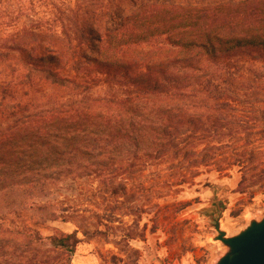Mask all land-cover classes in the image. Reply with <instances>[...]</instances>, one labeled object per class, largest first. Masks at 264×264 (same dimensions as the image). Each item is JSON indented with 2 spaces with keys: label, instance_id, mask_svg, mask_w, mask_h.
<instances>
[{
  "label": "trees",
  "instance_id": "1",
  "mask_svg": "<svg viewBox=\"0 0 264 264\" xmlns=\"http://www.w3.org/2000/svg\"><path fill=\"white\" fill-rule=\"evenodd\" d=\"M49 5L47 23L34 0H0V264H72L94 240L137 254L163 189L259 153L264 0ZM56 221L75 229L44 236Z\"/></svg>",
  "mask_w": 264,
  "mask_h": 264
},
{
  "label": "rangeland",
  "instance_id": "2",
  "mask_svg": "<svg viewBox=\"0 0 264 264\" xmlns=\"http://www.w3.org/2000/svg\"><path fill=\"white\" fill-rule=\"evenodd\" d=\"M34 1L33 14L50 23L52 15L49 4L52 0ZM6 20L9 18L5 17L3 21L7 22ZM5 70L0 77L9 73V69ZM36 91L39 89L36 88ZM255 93L262 97L264 90ZM252 109L244 107L240 114L249 118V111ZM249 122L253 132L264 130V121ZM261 134L257 143L259 153L246 167L225 158L210 169L200 170L197 174L194 172L188 183L181 184L176 189H163L166 196L160 200V204L166 208L158 211L156 207L150 206L139 226L141 229L147 224L145 238H137L131 242V246L139 253L134 254L126 250V247L119 250L113 244L105 245L94 240L78 246L72 264H215L224 253L221 243L214 240L216 231L211 226L210 216L219 214L216 202H220L224 208L221 223L229 235L238 233L250 219L260 218L264 211V133ZM229 161L233 163L230 167ZM218 165L227 166V170H214ZM245 175L246 180L241 185ZM147 177L155 193H160L161 187L167 186L164 181L170 179L168 173ZM175 199L189 202V205L174 212L172 203ZM126 220L131 222L132 218L128 217ZM49 226L41 230L44 236L50 235L52 228L64 232L75 229L72 224L62 221L50 222ZM152 228H155V232L151 231ZM112 254L117 255L116 263L111 262Z\"/></svg>",
  "mask_w": 264,
  "mask_h": 264
},
{
  "label": "water",
  "instance_id": "3",
  "mask_svg": "<svg viewBox=\"0 0 264 264\" xmlns=\"http://www.w3.org/2000/svg\"><path fill=\"white\" fill-rule=\"evenodd\" d=\"M218 216L211 215V226L215 229L214 240L221 243L224 253L215 264H264V211L260 218H252L236 234L229 235L222 228L224 208L216 202Z\"/></svg>",
  "mask_w": 264,
  "mask_h": 264
}]
</instances>
